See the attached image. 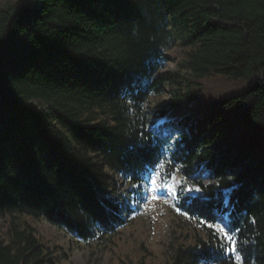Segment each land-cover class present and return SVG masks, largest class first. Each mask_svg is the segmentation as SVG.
<instances>
[{
  "label": "trees",
  "instance_id": "trees-1",
  "mask_svg": "<svg viewBox=\"0 0 264 264\" xmlns=\"http://www.w3.org/2000/svg\"><path fill=\"white\" fill-rule=\"evenodd\" d=\"M176 41L184 73L163 71ZM218 77L247 87L192 108L173 136L159 132ZM166 88L167 106L148 109ZM107 169L134 199L154 172L180 176L173 208L203 236L172 247L169 264L233 263L221 223L240 264H264V0L0 2V264H55L15 214L83 241L124 226L133 209ZM190 183L202 192L181 190Z\"/></svg>",
  "mask_w": 264,
  "mask_h": 264
},
{
  "label": "rangeland",
  "instance_id": "rangeland-1",
  "mask_svg": "<svg viewBox=\"0 0 264 264\" xmlns=\"http://www.w3.org/2000/svg\"><path fill=\"white\" fill-rule=\"evenodd\" d=\"M186 50L187 48H183L179 41H176L175 45L165 52L163 71L186 72L183 66ZM205 87V92L200 97L188 100L183 108L173 110L160 120L159 127L156 128L162 135L173 136L175 129L179 132L176 122L192 108L199 109L207 104L217 106L226 97L241 91L242 87H247V84H234L218 77L206 80ZM170 100L171 96L166 88L162 94L150 96L146 107L150 110L165 108ZM240 132L242 133L240 136L245 138L252 131L242 128ZM106 171L110 176L112 189L133 209L129 220L114 234L83 241L65 228L53 225L44 216L34 219L15 214L19 223L25 219L35 227L36 236L41 239V243L52 250L55 264H169L172 247L190 245L196 237L203 236L198 226L191 225L173 208L174 197L169 195V192L175 191L179 186V175H174L167 182H163L159 172H154L148 183L141 185V192L134 199V194L128 193L132 187L130 183L109 169ZM152 180H155V183H152ZM7 225L8 219L0 218V240H7ZM224 226L226 225L221 223L218 228ZM223 241L229 242L224 238ZM231 264L240 262L235 259Z\"/></svg>",
  "mask_w": 264,
  "mask_h": 264
},
{
  "label": "snow or ice",
  "instance_id": "snow-or-ice-1",
  "mask_svg": "<svg viewBox=\"0 0 264 264\" xmlns=\"http://www.w3.org/2000/svg\"><path fill=\"white\" fill-rule=\"evenodd\" d=\"M152 183H155V180H152ZM181 190L185 191V192H189V193H200V192H202V188L199 185L194 184V183L188 184V186L186 188H182ZM169 195L175 196L176 193L173 190V191L169 192ZM190 198H192V197H190ZM153 199H157V197H153ZM227 202H228V194L225 193V205H227ZM208 226L213 227V225H208ZM226 229H227V226L217 228V229H215L214 234L222 233L225 240L231 241L230 246L227 249H225V251H230V252L236 254V259L239 260L240 256L237 254L238 250L236 248V242L232 239L231 235L229 234V231Z\"/></svg>",
  "mask_w": 264,
  "mask_h": 264
}]
</instances>
